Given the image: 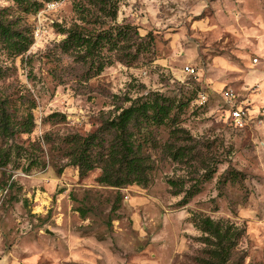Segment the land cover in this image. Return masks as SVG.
<instances>
[{
    "label": "rangeland",
    "instance_id": "1",
    "mask_svg": "<svg viewBox=\"0 0 264 264\" xmlns=\"http://www.w3.org/2000/svg\"><path fill=\"white\" fill-rule=\"evenodd\" d=\"M38 2V10L25 13L0 0L32 38L22 55L0 49V94L19 116L34 103L33 130L13 141L41 159L28 167L12 153L14 161L0 167V188L8 185L0 197V264H198L201 233L191 212L245 228L231 264H264V0H120L116 22L134 25L153 42L135 61H114L87 85L76 79L58 84L49 74L62 64L56 43L64 35L57 24L70 25L73 0ZM224 89L247 110L243 127L232 124ZM152 91L185 104L180 124L218 160L211 179L185 205H179L183 193L171 194L166 180L184 174L192 180L198 174L190 164L153 152L150 183L117 188L97 182L99 168L79 176L62 150L44 141L46 134L57 140L92 131L117 106L129 105L125 96ZM52 112L65 119L52 123ZM167 135L161 127L160 139Z\"/></svg>",
    "mask_w": 264,
    "mask_h": 264
},
{
    "label": "trees",
    "instance_id": "2",
    "mask_svg": "<svg viewBox=\"0 0 264 264\" xmlns=\"http://www.w3.org/2000/svg\"><path fill=\"white\" fill-rule=\"evenodd\" d=\"M11 1L25 13L38 10L42 4L38 0ZM119 2L73 0L70 25L57 24V31L64 35L56 43L57 57L62 64L59 63L60 68H51L49 74L58 84L76 79L87 85L89 79L99 75L114 61L130 63L148 50L152 37L146 40L134 25L116 22ZM7 11L6 7L0 8V49L16 57L29 49L32 38L28 29L20 28L17 20L8 18ZM52 52L55 54V51ZM64 57L69 61H63ZM122 101L129 105L117 106V113L102 119L94 130L85 134L70 132L57 140L46 134L44 141L55 143L68 164L77 167L79 176L99 168L97 182L117 188L129 184L148 185L157 159L153 152L159 151L163 157L182 167L190 164L198 176L188 180L187 174H184L166 180L171 194L183 193L179 205H185L201 191L202 184L211 179L218 162L200 149L199 142L180 124L179 113L185 104H178L175 98L157 91L135 98L125 96ZM10 102L7 96L0 94V142H4L3 146L0 144V167L14 161L12 153L27 160L28 167L38 166L41 159L30 158L25 154L26 149L22 150L23 146L13 141L16 134L33 130L34 103L30 102L19 116ZM47 119L57 123L63 121L65 115L52 112ZM161 127L168 129L164 141L159 137ZM117 207L113 204L111 209L116 210ZM76 210L80 216L85 215L81 208ZM191 223L201 233L197 238L202 244L201 254L196 258L198 264H231L245 228L228 219H214L202 212H191Z\"/></svg>",
    "mask_w": 264,
    "mask_h": 264
},
{
    "label": "built area",
    "instance_id": "3",
    "mask_svg": "<svg viewBox=\"0 0 264 264\" xmlns=\"http://www.w3.org/2000/svg\"><path fill=\"white\" fill-rule=\"evenodd\" d=\"M183 69L186 73H194L193 67L185 66ZM222 96L228 103V115L232 124L235 127H243L246 123V118L248 115L247 110L243 106L236 104V100H234L235 94L231 90L224 89L222 91ZM200 98H202L201 101H203L205 99L204 94L200 95ZM7 189L8 185L2 189L0 188V197L6 193Z\"/></svg>",
    "mask_w": 264,
    "mask_h": 264
},
{
    "label": "water",
    "instance_id": "4",
    "mask_svg": "<svg viewBox=\"0 0 264 264\" xmlns=\"http://www.w3.org/2000/svg\"><path fill=\"white\" fill-rule=\"evenodd\" d=\"M48 231V230H47Z\"/></svg>",
    "mask_w": 264,
    "mask_h": 264
}]
</instances>
